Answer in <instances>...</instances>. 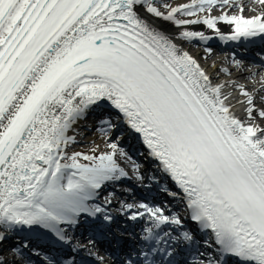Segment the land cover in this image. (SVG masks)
<instances>
[{
  "label": "snow or ice",
  "instance_id": "1",
  "mask_svg": "<svg viewBox=\"0 0 264 264\" xmlns=\"http://www.w3.org/2000/svg\"><path fill=\"white\" fill-rule=\"evenodd\" d=\"M254 2L264 8V0ZM217 7L239 13L211 15ZM243 10L237 0L175 7L159 0H0V264H32L22 251L27 243L4 247L10 234L43 229L70 243L66 227L105 212L94 203L100 192L127 176L115 159L124 154L118 143L100 155L67 149L76 143L74 126L106 102L142 134L180 190L162 191L173 199L182 193L188 219L207 233L198 240L163 207L126 204L129 219L147 217L150 226L118 264H228L232 257L264 264V127L255 122L264 121V96L238 85L248 119L238 118L225 85H213L197 59L149 19L177 30L202 24L222 40L264 37V11L245 17ZM220 22L232 26L228 36ZM179 36L212 38L187 30ZM100 124L105 135L115 128L108 118ZM102 219L114 222L110 214ZM193 246V258L181 259Z\"/></svg>",
  "mask_w": 264,
  "mask_h": 264
},
{
  "label": "bare ground",
  "instance_id": "2",
  "mask_svg": "<svg viewBox=\"0 0 264 264\" xmlns=\"http://www.w3.org/2000/svg\"><path fill=\"white\" fill-rule=\"evenodd\" d=\"M160 3H162L159 0ZM238 3L243 5V15L245 17H251V16H255L258 15L261 11H264V8L261 7V5L258 2H254V0H237ZM187 3H191V0H183V1H179V2H174L172 4L173 7L180 5V4H187ZM222 11H227L228 14H238L239 13V9L238 8H232L230 10L228 9H221L220 7L215 8L211 15L213 16H219L222 14ZM143 14V13H142ZM200 15H204V13H201ZM194 18V17H191ZM149 19L152 21V23H154L158 28L164 29L166 30L169 34L173 35L175 37L174 42L177 43L178 47H180L182 50L189 52L191 55L194 56V58L197 59V61L201 64V66L206 70L207 74L210 76V78L213 79H217L218 77H214L213 74V66L212 67H206L205 63H204V59L205 56L202 54H198L197 53V46L195 45V41L196 40H185L180 38L179 36V31H183V30H187V31H202L204 32L206 35L213 37V36H217L216 33L213 30L208 29L206 26L202 25V24H198V25H189L187 27V29H180L177 30L176 28L172 27L171 25L160 21V20H154L151 17H149ZM218 28L220 29V32L222 34L225 33H231L232 32V26L227 25L224 22H220L218 23ZM196 46V47H193ZM238 85H244L250 92L253 93V95L257 96V98L259 96H262V94H264V91H260V89L262 88V86H264V73L261 74H256V75H246L243 76L242 79L240 80H233L228 82L227 84H225V87L222 89V91L225 94H230L229 96V100L227 101L230 105L231 108L230 110L240 119L244 120L245 122H247V116L245 113V106L241 103H238L237 100H243L244 98L240 95V90ZM257 124L261 125L262 127H264V121L257 119L255 121ZM81 124L82 121H80L77 125L74 126V131L70 132V135H74L76 138V141L78 139V131L81 128ZM77 142L75 144H72L68 147L67 151H69L71 148H73L74 145H76ZM106 144V141L104 138L99 139L97 141H95L94 145H96L97 147H100L102 145ZM116 158L118 160V164L121 163H126L124 161V159L122 158V156H120V154L116 155Z\"/></svg>",
  "mask_w": 264,
  "mask_h": 264
},
{
  "label": "rangeland",
  "instance_id": "3",
  "mask_svg": "<svg viewBox=\"0 0 264 264\" xmlns=\"http://www.w3.org/2000/svg\"><path fill=\"white\" fill-rule=\"evenodd\" d=\"M168 4H172V2H170V3H168ZM163 10H165V9H163ZM180 18H186V17H180ZM111 142H116V140L115 139H113L112 137L109 139H107L106 140V144H104V145H102V146H100V147H97L96 145H84V149L86 150V151H84V152H81V153H84V154H89V155H92V154H95V155H100V154H103V153H105V152H111V151H113L112 149H110L109 147H108V144L109 143H111ZM93 149H95L96 151L95 152H93L92 150ZM74 152H79V151H77V150H73V149H70L69 151H68V154L69 155H71L72 153H74ZM119 154V153H118ZM81 162L83 163V162H85V163H88L87 161H83V160H81Z\"/></svg>",
  "mask_w": 264,
  "mask_h": 264
}]
</instances>
